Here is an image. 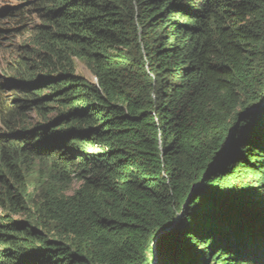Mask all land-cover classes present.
Returning a JSON list of instances; mask_svg holds the SVG:
<instances>
[{"label": "trees", "instance_id": "1", "mask_svg": "<svg viewBox=\"0 0 264 264\" xmlns=\"http://www.w3.org/2000/svg\"><path fill=\"white\" fill-rule=\"evenodd\" d=\"M28 2L0 264H264V0Z\"/></svg>", "mask_w": 264, "mask_h": 264}, {"label": "rangeland", "instance_id": "2", "mask_svg": "<svg viewBox=\"0 0 264 264\" xmlns=\"http://www.w3.org/2000/svg\"><path fill=\"white\" fill-rule=\"evenodd\" d=\"M28 0H0V32H5L4 36H8L9 40L13 42L14 45L23 46L25 42L22 40V37H11L10 32H17L20 28L19 25L15 24L16 22L8 15L15 12L18 9H23L28 5ZM18 8V9H17ZM17 12V11H16ZM11 37V38H10ZM0 50L2 52V48L0 47ZM14 52H8L4 54V57L0 55V72H6L7 70V62H4V60L8 57V60H12V57H14ZM76 75H80L84 77L86 80H89L90 82L95 83L96 80L92 77L89 70L86 68V66L80 62L76 61Z\"/></svg>", "mask_w": 264, "mask_h": 264}]
</instances>
